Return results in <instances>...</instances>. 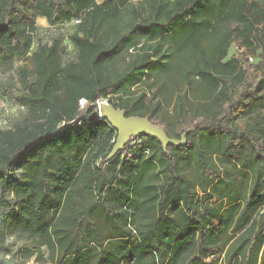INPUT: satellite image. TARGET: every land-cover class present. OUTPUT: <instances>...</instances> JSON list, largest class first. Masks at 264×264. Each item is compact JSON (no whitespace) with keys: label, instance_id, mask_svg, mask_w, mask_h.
I'll list each match as a JSON object with an SVG mask.
<instances>
[{"label":"trees","instance_id":"obj_1","mask_svg":"<svg viewBox=\"0 0 264 264\" xmlns=\"http://www.w3.org/2000/svg\"><path fill=\"white\" fill-rule=\"evenodd\" d=\"M38 18L74 23L71 59L61 37L34 46ZM17 59V91L0 83L23 110L0 126L16 264H264V0H0V67ZM98 100L194 128L107 159Z\"/></svg>","mask_w":264,"mask_h":264},{"label":"rangeland","instance_id":"obj_2","mask_svg":"<svg viewBox=\"0 0 264 264\" xmlns=\"http://www.w3.org/2000/svg\"><path fill=\"white\" fill-rule=\"evenodd\" d=\"M101 0H98L100 2ZM73 22H65L57 25H49L44 18H38L36 21V33L34 35V46L38 43L49 44L53 38H62V47L64 48V53L62 55L63 61L71 59L74 54L73 47L70 43L69 36L73 32ZM233 52V49L230 53ZM26 65L29 69L31 64L28 59H17L15 60L9 68L0 67V83L11 84L13 90L17 91L19 88V83L16 77V69L19 66ZM23 115V110L17 105V103L10 99H2L0 97V126L9 129L12 127L14 121L21 118ZM7 204L3 198H0V229L3 228V223L1 221V216L7 211ZM18 239L6 238L3 246H0V264H16L17 259L12 255H6V246H12L14 249L17 246ZM26 264H38L34 260H30Z\"/></svg>","mask_w":264,"mask_h":264},{"label":"water","instance_id":"obj_3","mask_svg":"<svg viewBox=\"0 0 264 264\" xmlns=\"http://www.w3.org/2000/svg\"><path fill=\"white\" fill-rule=\"evenodd\" d=\"M97 111L100 119L105 118L108 123L116 130V139L113 147L107 156V159L112 158L118 153L131 138L138 134H147L157 138L162 147L165 149L168 144L180 146L185 144V134L194 127L186 130L181 134L180 140L169 138L163 129L151 123L146 117L128 116L120 109L114 108L105 100H99Z\"/></svg>","mask_w":264,"mask_h":264},{"label":"built area","instance_id":"obj_4","mask_svg":"<svg viewBox=\"0 0 264 264\" xmlns=\"http://www.w3.org/2000/svg\"><path fill=\"white\" fill-rule=\"evenodd\" d=\"M106 101V100H105ZM98 101H96L94 104L91 105L92 108L96 109V115L99 117L98 111H97V106H98ZM79 105V109L82 110L83 112L85 111V109L88 107V102L86 99L81 98L78 102ZM85 114V113H84ZM84 118H86L87 116L83 115ZM100 118V117H99ZM133 138L130 139V144H133L134 141L132 140Z\"/></svg>","mask_w":264,"mask_h":264}]
</instances>
